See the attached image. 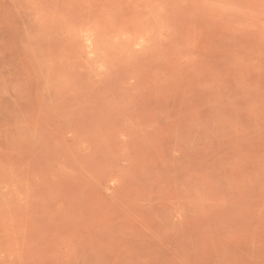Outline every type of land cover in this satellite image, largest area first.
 I'll return each instance as SVG.
<instances>
[{"label": "rangeland", "instance_id": "1", "mask_svg": "<svg viewBox=\"0 0 264 264\" xmlns=\"http://www.w3.org/2000/svg\"><path fill=\"white\" fill-rule=\"evenodd\" d=\"M0 264H264V0H0Z\"/></svg>", "mask_w": 264, "mask_h": 264}]
</instances>
